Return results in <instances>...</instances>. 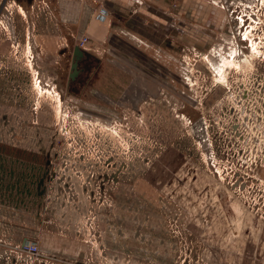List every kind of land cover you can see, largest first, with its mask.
Segmentation results:
<instances>
[{
  "label": "rangeland",
  "instance_id": "374dc122",
  "mask_svg": "<svg viewBox=\"0 0 264 264\" xmlns=\"http://www.w3.org/2000/svg\"><path fill=\"white\" fill-rule=\"evenodd\" d=\"M171 7L176 53L86 59L73 87L68 67L53 90L37 63V13L0 0V197L23 204L33 229L41 208L48 234L79 244L83 264H255L264 246L254 236L264 225V0ZM116 43L109 34L106 46ZM103 74L141 76L147 93L110 106L96 88Z\"/></svg>",
  "mask_w": 264,
  "mask_h": 264
},
{
  "label": "crops",
  "instance_id": "0c3cea01",
  "mask_svg": "<svg viewBox=\"0 0 264 264\" xmlns=\"http://www.w3.org/2000/svg\"><path fill=\"white\" fill-rule=\"evenodd\" d=\"M172 1L84 0L81 4L74 3L75 6H73L70 0H16V7L21 15L27 13L24 9L27 7H31L33 13H37L38 19L33 23V29L38 32L34 36L37 46V50H35L37 63L46 67L42 72L43 77L41 79L46 82L48 89H53V86L57 85L58 77L61 74H66L68 67L70 68L68 71L70 75L74 49L79 46L81 35L89 38L90 45L93 43V47L88 48L87 46L82 49L84 57L81 62L86 59L104 61V56L109 54L127 57L131 53L139 56V59L146 63V56L153 53L154 50L158 55L176 53L178 49L175 46L178 44V35L173 34V32L169 33L164 27L169 21H177L178 19L177 8L171 7ZM39 3L43 4L42 8ZM146 5L148 6L146 7ZM101 9L104 11V17L100 19L98 16H102ZM158 23L162 24L164 28L162 25L157 26ZM109 34H112V38L118 42L116 45L121 44L122 48L115 49L106 46ZM5 55L6 53L0 49V66L5 64ZM119 60L124 59L120 58ZM81 65L82 63H80V73L77 78L74 81L69 78L68 90L73 87V83L84 72ZM118 65L120 68L124 66V64ZM3 74L6 75L4 78L2 77ZM98 77L96 88L99 95L109 105L113 102L117 105H121L123 102H139L147 93V85L145 86V80L141 76H137L136 80L129 82L123 81L122 78H110L104 74ZM2 78L3 81L8 80V71L5 72L0 69V81ZM86 83L89 84L90 81ZM86 83L81 88L86 89ZM125 87L128 88L124 91ZM133 98L138 99L134 100ZM5 147L0 146V158L4 155L1 153L7 152ZM4 156L3 160L0 159L2 195L6 191L5 187L8 186L5 175H8L9 161L7 156ZM15 188L16 185L10 187V189ZM20 195H23L22 192ZM35 197L41 196L36 194ZM20 198L19 196L16 197V199ZM5 199V196L0 197V264H41L19 250L25 242L35 238H37L42 252L49 259L45 261V264H83L82 261L75 260L80 251L79 244L75 249L73 243H63L65 239L58 237L61 234H52V231L48 234L49 227L43 225L44 222L41 220L43 218L41 208L36 213L38 223L34 224L33 229L29 227V222L26 223V220L23 219L25 216L27 220L29 218V212L26 211L27 215L23 213L24 205H8ZM254 236L256 243H264V225L255 231ZM254 236L252 235L251 238ZM235 241L237 242V239ZM235 241L234 243H236ZM228 243H231V237ZM260 251L257 254L255 264H264L263 245L260 247ZM245 263L249 262L246 260Z\"/></svg>",
  "mask_w": 264,
  "mask_h": 264
},
{
  "label": "built area",
  "instance_id": "2783aa9c",
  "mask_svg": "<svg viewBox=\"0 0 264 264\" xmlns=\"http://www.w3.org/2000/svg\"><path fill=\"white\" fill-rule=\"evenodd\" d=\"M88 44H89V38L83 37L79 42V47L81 49H85L88 46ZM19 250L21 253L36 259L35 261L41 264H45V261L49 260L48 257L42 252L37 238L29 242H25V244L22 245Z\"/></svg>",
  "mask_w": 264,
  "mask_h": 264
},
{
  "label": "water",
  "instance_id": "95a60500",
  "mask_svg": "<svg viewBox=\"0 0 264 264\" xmlns=\"http://www.w3.org/2000/svg\"><path fill=\"white\" fill-rule=\"evenodd\" d=\"M83 57H84L83 50L79 46H76L74 49L73 63L71 65V73L69 75L70 80L74 81L79 75L80 73L79 66Z\"/></svg>",
  "mask_w": 264,
  "mask_h": 264
},
{
  "label": "trees",
  "instance_id": "16d2710c",
  "mask_svg": "<svg viewBox=\"0 0 264 264\" xmlns=\"http://www.w3.org/2000/svg\"><path fill=\"white\" fill-rule=\"evenodd\" d=\"M8 151V150H7Z\"/></svg>",
  "mask_w": 264,
  "mask_h": 264
}]
</instances>
